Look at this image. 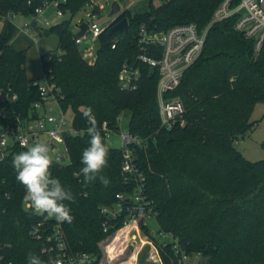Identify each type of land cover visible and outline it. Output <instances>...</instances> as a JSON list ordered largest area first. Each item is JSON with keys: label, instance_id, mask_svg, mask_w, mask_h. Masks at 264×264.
<instances>
[{"label": "trees", "instance_id": "1", "mask_svg": "<svg viewBox=\"0 0 264 264\" xmlns=\"http://www.w3.org/2000/svg\"><path fill=\"white\" fill-rule=\"evenodd\" d=\"M56 1L72 19L47 31L49 36H58L60 53H47L52 58L43 61L44 74L52 76L61 90L62 107L74 115L78 131L90 126L83 108L93 109L98 128L108 123L114 131L119 130L120 117L131 111L129 132L144 142L132 149L145 178L144 197L156 213L159 229L154 237L148 227H143V233L158 249L161 263L183 264L184 256H199L205 264H264V161L251 163L235 147L254 130L253 115L264 103V50L256 53L254 43L235 31L236 18L215 24L203 55L171 94L185 106V125L168 131L161 126L159 71L138 62L143 53L141 27L162 33L196 23L204 29L224 0H162L158 8L150 0L145 14L126 10L98 39L93 63L83 58L73 27V19L91 0H0V21L4 22L0 128L6 131L20 119H29L41 101L39 89L32 86L35 79L27 74L30 48L16 42L20 33L12 18H32L45 4ZM125 18L129 30L110 36V29ZM125 65L140 70L133 91H123L119 84ZM14 95L16 102L6 99ZM89 140V134L67 135L70 162L52 164L50 173L74 197L64 202L73 217L64 225L69 249L91 254L96 257L94 264H101L100 244L124 224L122 218L116 223L118 229L105 233L102 209L114 206L118 194L132 193L136 183L124 181L123 151L108 147V164L100 173L110 181L107 186L99 179L84 182L82 175H75L83 167L81 156ZM24 150L13 147L0 163V264H28L29 254L39 256L42 264H53L56 253L44 249L49 246L46 235L56 221L48 223L47 214L25 209V189L11 166L13 156ZM33 230L35 236L30 235ZM40 234L42 239H38ZM160 235L172 241L161 243Z\"/></svg>", "mask_w": 264, "mask_h": 264}, {"label": "built area", "instance_id": "2", "mask_svg": "<svg viewBox=\"0 0 264 264\" xmlns=\"http://www.w3.org/2000/svg\"><path fill=\"white\" fill-rule=\"evenodd\" d=\"M54 5L57 9V17L64 18L65 14L59 9L60 2L45 4L36 11L32 17L36 24L48 26V20L43 19L45 10ZM93 11L84 21L80 20L76 25L77 34L81 31V25L87 23L89 28L83 38H77L76 43L86 57L96 58V47L100 36L108 29L109 25H102L93 16ZM236 18L235 31L242 35L246 40L254 43L256 53L264 50V0H224L215 10L210 24L201 29L196 23L178 25L166 32L154 33L143 25L140 30V46L143 53L138 57V62L157 68L160 74L158 85V102L160 107V117L162 129L172 130L177 125L184 126V115L186 109L182 101L177 97H171L184 78L186 72L201 58L205 50L208 35L212 27L227 20ZM13 20V18H12ZM34 30L33 26L27 25L20 29V34L28 36ZM92 41L87 45L86 41ZM37 42V40H35ZM116 49V44L113 45ZM158 52V53H157ZM43 61H50L51 56L42 53L40 56ZM140 78V70L125 65L119 76V84L123 91H133L137 88ZM32 86L38 88L41 101L36 103L33 114L29 119H20L17 126L10 131L0 128V163L10 154L15 146L27 149L36 142H45L50 145V155L53 163L66 165L70 162V156L66 145V136H84L88 131H78L73 126L74 115L70 111H65L62 107L63 100L61 90L53 83L52 76L35 79ZM0 96L2 93L0 92ZM7 100L16 102V95L6 96ZM121 117L119 123H121ZM102 138L107 141L111 134L115 132L108 123H104L99 128ZM144 142L130 132L122 135L123 165L122 175L127 185L136 183L134 191L130 194H118L117 203L112 207L102 209V214L106 217L103 225L104 232L110 233L112 229H118L116 223L124 219L123 227L116 234L127 231L128 237L134 242L139 241L150 245L153 251L160 257L158 249L146 236L143 240V227H148V221L156 219V213L151 208V204L144 197L145 178L137 164V158L132 147H142ZM62 155L67 162L62 163ZM28 211H34L26 206ZM35 213L42 214L34 211ZM56 221L55 218L47 215L46 221ZM67 222H57L52 225L51 234L46 235L49 244L44 252L56 253L53 264H94L96 257L88 253H73L64 233V225ZM45 223H40L44 227ZM156 235V234H155ZM44 236L39 235L38 239ZM159 237H168L160 235ZM146 241V242H145ZM189 258L184 256L182 263ZM161 260V259H160Z\"/></svg>", "mask_w": 264, "mask_h": 264}, {"label": "rangeland", "instance_id": "3", "mask_svg": "<svg viewBox=\"0 0 264 264\" xmlns=\"http://www.w3.org/2000/svg\"><path fill=\"white\" fill-rule=\"evenodd\" d=\"M118 2L122 9L127 6L131 7L132 14H145L150 10V0H91V3L86 5L84 9L73 19V27L78 22L84 21L93 11V15L97 22L102 25H108L113 22L111 16L112 6ZM163 4L162 0H154L153 6L160 7ZM96 10V12H95ZM49 21L48 26H41L36 24L32 18H24L21 16L13 17V22L19 29L27 25L33 26L34 30L27 36L28 42L25 40L23 34L17 35L16 42L22 41L23 48H30L28 52L27 74L31 79H39L44 77V69L42 65V53H57L59 52V38L55 34L47 36L53 26L61 23L63 18L57 17V9L54 5H50L42 17ZM4 22L0 21V32L2 31ZM74 32L77 34L76 28ZM25 40V41H24ZM37 40V42H35ZM60 53V52H59ZM85 60L92 61L93 58L86 57V53H82ZM96 60V58H95ZM95 60L93 62H95ZM132 119L131 111H127L121 117L119 130L111 134L106 141L108 148L121 149L122 135L129 132V127ZM253 122L256 126L244 138L239 139L235 143V147L244 155V157L251 163H258L264 161V103L257 106L253 115ZM148 228L152 233L158 232L157 221L152 219L148 221ZM143 240L146 236L142 235ZM161 243L172 241L168 237H159ZM146 242V241H145ZM100 249L103 254L101 264H162L160 257L153 251L152 247L146 243L139 241V238L134 242L128 237L127 231L113 235L107 238L100 244ZM185 264H205V260L199 256L190 257L185 261Z\"/></svg>", "mask_w": 264, "mask_h": 264}, {"label": "clouds", "instance_id": "4", "mask_svg": "<svg viewBox=\"0 0 264 264\" xmlns=\"http://www.w3.org/2000/svg\"><path fill=\"white\" fill-rule=\"evenodd\" d=\"M82 114L90 125L87 129L90 136L89 145L81 156L83 167L75 175H82L84 182L97 179L105 186L110 181L100 175L108 164L109 150L98 128L97 120L91 107L82 109ZM53 163L50 155V145L36 142L26 150L13 156L12 167L16 173V180L25 189L23 197L28 208L53 217L57 222L71 223L73 220L70 208L65 201H73L72 193L67 190L59 179L52 177L50 167ZM35 236L36 230L30 233ZM28 264H42L39 256H28Z\"/></svg>", "mask_w": 264, "mask_h": 264}, {"label": "water", "instance_id": "5", "mask_svg": "<svg viewBox=\"0 0 264 264\" xmlns=\"http://www.w3.org/2000/svg\"><path fill=\"white\" fill-rule=\"evenodd\" d=\"M125 11L122 10L120 4L118 2H115L112 6V12H111V16L113 17V22L110 23L109 27L114 24L118 18L124 13ZM72 19V15L70 12H68L62 23H66L68 21H70ZM89 26L87 23H83L81 25V31L77 34V38H83L85 36V33L86 31L88 30ZM129 30V22H128V19H123L121 22L117 23L116 25H114L111 29H110V36H115L116 34L118 33H121V32H127ZM47 36H49V34H47ZM86 44L87 45H91L92 44V41L90 40H87L86 41ZM61 162L62 163H65L67 162V159L65 158L64 155H62V158H61ZM152 236L154 237L155 236V233H152Z\"/></svg>", "mask_w": 264, "mask_h": 264}, {"label": "crops", "instance_id": "6", "mask_svg": "<svg viewBox=\"0 0 264 264\" xmlns=\"http://www.w3.org/2000/svg\"><path fill=\"white\" fill-rule=\"evenodd\" d=\"M122 10H124V11H126V10H130L131 11V7L130 6H127V7H125L124 9H122ZM77 22H79V21H77ZM78 24V23H77ZM76 24V25H77ZM76 25H74L75 27H74V29L76 28ZM30 78V77H29ZM31 79V78H30ZM32 80H34V79H32Z\"/></svg>", "mask_w": 264, "mask_h": 264}]
</instances>
